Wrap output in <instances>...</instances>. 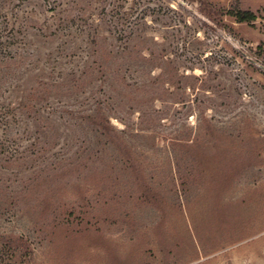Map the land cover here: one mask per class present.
<instances>
[{"label":"rangeland","instance_id":"rangeland-1","mask_svg":"<svg viewBox=\"0 0 264 264\" xmlns=\"http://www.w3.org/2000/svg\"><path fill=\"white\" fill-rule=\"evenodd\" d=\"M262 39L264 0H0V264H264Z\"/></svg>","mask_w":264,"mask_h":264},{"label":"trees","instance_id":"trees-1","mask_svg":"<svg viewBox=\"0 0 264 264\" xmlns=\"http://www.w3.org/2000/svg\"><path fill=\"white\" fill-rule=\"evenodd\" d=\"M227 12L233 16L237 21H240V22H252L254 21L256 18H257V13L250 9V8H243V7H240V6H232L231 8H229L227 10ZM8 16L7 14L5 15V19L6 21H8ZM9 25V22L6 23V25H4V30L3 31H8V32H12V35H13V30L14 28H9L8 27ZM4 33V32H3ZM252 50V57L254 59H256L257 61L260 62V64H262V71L264 73V39H262L261 41L258 42V44L256 46H253L251 48ZM4 53V54H3ZM7 53L4 51H1L0 52V60H5V61H8V59H10L11 56H8V54L6 55ZM1 78V77H0ZM1 113V112H0ZM2 120H4L6 117V114L3 113L2 115H0ZM1 120V121H2Z\"/></svg>","mask_w":264,"mask_h":264}]
</instances>
